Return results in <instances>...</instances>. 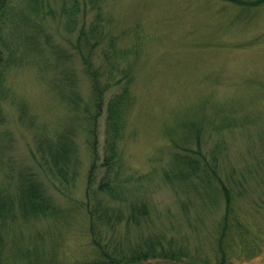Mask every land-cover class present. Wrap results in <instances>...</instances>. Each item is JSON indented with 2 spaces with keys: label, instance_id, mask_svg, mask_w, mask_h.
<instances>
[{
  "label": "rangeland",
  "instance_id": "rangeland-1",
  "mask_svg": "<svg viewBox=\"0 0 264 264\" xmlns=\"http://www.w3.org/2000/svg\"><path fill=\"white\" fill-rule=\"evenodd\" d=\"M60 5L61 0H45L46 18L38 28L19 24L14 18L0 21L7 50L16 59L2 94L0 192H14L20 175L35 173L50 194L59 198L62 209H72L61 223L53 218L24 222L21 214L15 215L18 222L2 233L8 250L16 252L11 264H92L99 254L79 204L86 200L89 146L73 121L80 110L75 111L58 89L60 81L71 75L86 102L90 83L71 47L77 32L66 29ZM102 6L113 33L119 36V46L131 50L118 64L133 66L135 102L119 143L128 182L116 198L108 193L101 196L123 204L126 216L131 203H145L152 219L151 224L129 234L123 226L118 231L102 227L107 237L104 242L110 243V250L115 245L128 249L141 245L152 233L183 241L189 238L193 250H208L224 212V199L206 195L200 188L181 187L165 176L172 152L184 144L195 146L191 132L182 127L184 122L203 124L206 151L222 142L220 173L226 182L235 181L227 184L234 187L238 205L254 225L252 229L264 233V7L243 10L227 0H103ZM95 13L90 9L88 21ZM83 18H78L76 30ZM48 41L45 56L49 64L43 55L30 50L32 42L44 47ZM98 56L95 61L104 67L102 72L110 74L116 60H107L100 52ZM121 68L113 70L115 78H120ZM66 127L75 137L81 161L70 199L61 196L60 182L40 167L36 156L41 128L55 137ZM98 133L101 178L107 170L103 163L110 136L106 111ZM15 222L9 220L7 225ZM16 247L18 252L13 251ZM245 261L264 264V244L257 256ZM138 264L170 263L156 259Z\"/></svg>",
  "mask_w": 264,
  "mask_h": 264
},
{
  "label": "trees",
  "instance_id": "trees-1",
  "mask_svg": "<svg viewBox=\"0 0 264 264\" xmlns=\"http://www.w3.org/2000/svg\"><path fill=\"white\" fill-rule=\"evenodd\" d=\"M227 1L243 10L264 7V0ZM102 4L103 0H61L60 5V16L66 18V29L71 33L77 32L71 47L82 63L91 91L89 99L84 102L73 76H66L58 84L63 98L75 111L80 110L79 116L76 114L73 121L78 123V128L85 134L89 146L91 166L87 173L86 200L79 204L83 206L84 215L89 222L92 245L99 252L98 259L92 264H138L156 259L170 264H245V260L254 258L262 251L264 233L252 229L254 225L248 222L246 213L238 205L236 194L233 193L234 187L227 184L235 181L226 182L220 173L222 160L219 156V148L222 142H218L215 148L206 151L202 142L203 124L198 123L200 124L198 125L197 122L182 124V127H186L191 132L190 135L195 138L196 143L195 146L184 144L172 152L165 176L181 187L190 190L200 188L206 195L214 194L224 199V212L208 250H193L189 238L186 241L176 240L173 237H165V234L156 236L157 234L150 233L142 240L141 245L129 246L128 249L115 245L114 249L110 250V243L104 242L107 237L101 232L102 227L118 231V228L123 226L129 234L132 229H141L145 224H151L152 219L149 207L145 203H131L127 206L130 212H127L126 216L124 211L126 208L123 204V206L115 204L101 196L103 193H108L113 198L116 193L121 194L128 182L121 164L119 143L124 137L127 115L135 102L133 66L129 63L121 68L122 63L118 64L119 61L125 60L131 50L119 46V36L113 33L110 26L111 19L105 16ZM51 7L48 2L50 12L53 10ZM90 9L96 11L92 21L87 19ZM44 12H47L45 0H0V21L5 18L12 22L11 19L14 18L19 24H32L34 28H38L46 18ZM82 15L84 18L80 19L81 24L76 30L78 18ZM5 33L4 24L0 23V122L6 78L10 67L16 63L13 52L7 50ZM32 37L35 38L36 34L29 37L31 41ZM32 44L31 52L43 55L49 64L50 61L45 56L49 41L45 43V48L40 42H32ZM5 49L9 52L8 57L5 56ZM99 52L106 56L107 60L112 58L116 60L110 68V74H104L102 72L105 71L104 67L95 61V58H99ZM120 68L123 69L120 78H115L113 70ZM63 84L65 86L60 89L59 86ZM105 111L108 134H110L107 135L108 149L103 163V167L107 170L99 178L98 126ZM31 120L34 122L35 118ZM228 125L231 126V122H228ZM48 134L45 128H41L37 136V162L55 181L60 182L58 188L61 196L70 199L76 188L81 168V161L78 160V145L67 127L61 133L57 132L55 137L51 135L49 137ZM170 137L171 143L177 146L172 135ZM98 180L99 185L96 186ZM58 203H60L59 198L50 194L35 173L20 175L14 186V192L11 193L10 190L0 192V264H11L13 258L16 260V252L8 250L2 239L3 230L18 222H15V215L21 214L24 222H28L29 218H53L54 222L61 223L62 216L65 219L72 209H62ZM9 220L15 223L7 225ZM13 251L18 252L19 249Z\"/></svg>",
  "mask_w": 264,
  "mask_h": 264
}]
</instances>
